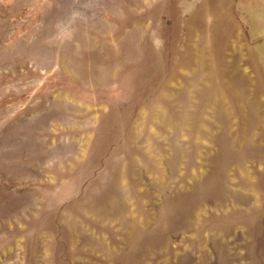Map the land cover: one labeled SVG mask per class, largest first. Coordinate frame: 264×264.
Returning a JSON list of instances; mask_svg holds the SVG:
<instances>
[{
  "label": "rangeland",
  "instance_id": "rangeland-1",
  "mask_svg": "<svg viewBox=\"0 0 264 264\" xmlns=\"http://www.w3.org/2000/svg\"><path fill=\"white\" fill-rule=\"evenodd\" d=\"M0 264H264V0H0Z\"/></svg>",
  "mask_w": 264,
  "mask_h": 264
},
{
  "label": "water",
  "instance_id": "water-1",
  "mask_svg": "<svg viewBox=\"0 0 264 264\" xmlns=\"http://www.w3.org/2000/svg\"><path fill=\"white\" fill-rule=\"evenodd\" d=\"M75 6L77 7L78 4H76ZM258 14H259V15H258ZM259 16H260V13H258V12H254V13L252 14L253 23H254V26H255L256 30L258 29Z\"/></svg>",
  "mask_w": 264,
  "mask_h": 264
}]
</instances>
